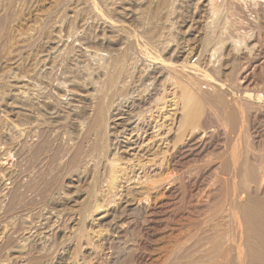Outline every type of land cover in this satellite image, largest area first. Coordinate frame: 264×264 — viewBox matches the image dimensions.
<instances>
[{
  "label": "rangeland",
  "instance_id": "obj_1",
  "mask_svg": "<svg viewBox=\"0 0 264 264\" xmlns=\"http://www.w3.org/2000/svg\"><path fill=\"white\" fill-rule=\"evenodd\" d=\"M93 1L94 3H96L100 11L104 13V15L108 16L113 20L116 19L119 21L121 20L122 22L124 21L123 24H125V26H128L126 29L127 30L126 35L128 34L127 36H129L132 40L138 39L139 43L144 42L152 48L155 47L154 48L155 51L157 50L156 52L157 53L159 52L158 54H161V56L163 55L162 57H166V60L172 59L171 57L172 52L170 50L173 47L180 45L179 47L184 52V56L180 60L181 62H184V60L185 62L189 61L190 64L197 62L196 64L197 65L199 64L202 67V69L206 70L207 72L209 71L208 73L211 76L215 74L214 75L215 78L219 77L218 79L227 82L230 79V76L228 74L229 73L228 69L230 68L229 60L231 58V54L233 56H238L239 57V58L237 57L238 64L236 63L235 65L237 67L239 65L238 68H240L239 70L242 72L246 69L244 72L245 75L242 77L243 79L240 80L243 83L242 84L244 90L243 92L248 93L254 96L255 98L261 97V100L264 101V29H263L264 4L263 3L261 4L262 0L261 1L244 0L242 3V5L244 6L241 5L237 7L236 5H233L230 1L228 5H227L228 1L223 5V7L224 6L226 7L225 9L227 8L229 9V6H231L230 10H228L230 12L228 14L225 12L227 16L228 15L230 16V13H232L231 16L233 17H229V18L227 17L228 19H232L231 21L235 22L238 20L237 18L239 17V20L237 21L239 23L236 24L235 22L237 26L234 23H232L230 20H229L230 22L227 21V18L225 17H224L225 20H223L221 24L223 26L224 25L223 23H226V21L227 23L229 22L231 24H234L232 25L234 27L229 25L230 26L229 29L230 30L232 29L231 33H233L232 36L234 35L233 36L234 41L236 42L237 40L239 41L238 42L239 44L237 43L236 45L238 46L240 45V46L239 47L236 46L237 50L232 49L234 52L236 51L235 52L236 54L231 53L232 50L229 51L230 50L229 45L227 46L228 48L226 47V45H224L225 48L224 47L220 48V51L216 49L218 51L216 53L213 51L215 50V48H213V50H211L212 51L211 55L214 56L213 59L212 56L211 59L210 57H206V58L202 57L203 55L202 50L203 49L205 50L204 39L207 32L205 27L207 25V22L209 23V18H210V14L208 12L209 10L207 7L208 0H93ZM176 1L180 3L178 4ZM255 1L257 3L260 2V5L259 3L257 4ZM131 2H134L135 5L133 10L130 12L133 13L132 14L126 13L124 15L121 14L123 13L122 9L126 8V6ZM230 3L232 5H230ZM225 9L223 8L222 12L226 11ZM172 12H174V14ZM225 13H223L224 16H226ZM4 14L7 15L6 18L7 20L5 24H3L2 20L0 21V24L2 22V24L0 25V83L3 78L7 76L9 77L10 74H11L10 76H14V74L19 76H28L35 73L40 74L42 72L41 79H43L45 82L47 81V84L44 85L45 87L41 85V88L45 89L44 91L47 92L49 96L53 97V98L50 97L52 100H54V97L56 98V96L57 98L59 97L60 92H58L57 90V86L59 82L64 83L65 85L67 84L69 85V83L75 77H78L79 79H83L82 77L84 76V70L91 71L89 72L90 79L93 81L95 80V82L97 81L98 85H100V83L102 82L101 80H103L104 77L101 75L99 79L100 74L95 73L97 66L96 63L94 64L95 61L92 60L91 57L90 59L89 58L86 59L82 57L78 51L79 47H81V49H85L87 47L88 50H92L93 48L96 49V47L97 49L101 48V50L106 49V48H102V46L99 45L95 46V44H93L92 47L90 43H86L83 40V34L85 32V30L83 29H88V27L89 28L91 27L90 28L91 32L92 30H95V32L93 31L92 33L95 36H97L96 35L97 30L95 29L97 27V23L95 24V21L91 16L88 6V0H0V16L1 15L3 16ZM234 17L236 20L233 19ZM238 25H240V27ZM241 26L243 30H241L242 29ZM59 39L63 40V42L60 45L59 51L57 49L56 51H58V53H60L62 56L65 55L64 54L65 52L66 53L69 52V56L71 58V59L69 58L68 62L67 60L65 61L67 63L66 66L64 62L65 58H63L64 59L63 60L62 56L57 54L56 51L53 50L55 49L57 43L56 40L59 41ZM127 42L128 41H126L125 42L126 44H124V48H123L124 54L117 50H112V49H106V52H109L108 53L109 55L112 54V57L114 56L113 59L119 60L118 63H120V59L121 62L124 59L125 63L127 62L126 64L129 65L131 62H134L131 61L132 58L136 60V63L137 62L142 63L141 65L138 63L139 67H137L138 69L136 68L137 71L135 69V72H138V70L145 68L147 63L139 61L138 56H136L138 55L136 54L137 48L135 49V46L133 44L131 46L130 42L128 43ZM84 43L87 45H85ZM167 44L170 46L169 47L170 49L168 50V52H165L166 54H164V51L162 50L164 47L168 46ZM61 51L63 53H61ZM116 55L118 56L116 57ZM134 57L137 58L135 59ZM110 60L111 61L110 62L108 61L107 64L114 63L113 62L114 60L113 61L112 59ZM214 61L216 62L215 64ZM219 64L222 65L223 68ZM117 65L118 64L116 61L114 65L112 66L109 65V67L116 68ZM213 66L214 67L216 66L215 68L218 69L215 68L213 69ZM91 68L93 69V71ZM213 70L215 71L217 70V71L215 72ZM239 70H237L238 71L237 73H240ZM91 73L92 74L95 73V74L92 75ZM99 80L100 83L98 82ZM170 86H171L170 83L168 84V86H166L169 93L168 95L169 99H167L168 104L166 109H164L163 112L161 111L164 114L162 116V114L160 115L161 112L158 113L157 116L160 118L155 116V118L157 117L156 122L159 123L158 125L161 126L164 123L165 127H161L157 129L159 131L158 134H160L158 138L159 143H157L156 145H152L151 149L149 148L150 150H152V153L158 151L164 152L167 149L168 142L166 139H168L170 135L168 132L169 131L168 125L170 126L171 124L170 117L169 118L167 117L171 113H173V107L170 106L172 104L171 94L174 91V88L172 87L174 86L171 87ZM239 94L241 93H238L236 95L238 96ZM227 97L229 99H232V96L230 95L226 96V99H228ZM104 108L105 107H103L102 109ZM8 112L9 111L5 110L4 108H1L0 105V264H21L22 261H24V263L28 262V264H33V260L34 259L37 260L36 257L37 255L39 258L42 257L41 258L42 261L38 258L41 264H66V263L67 264H104V263L105 264H136V263L161 264V261L162 264H165L164 263L166 262L165 260H168V258L171 257V254L169 253L172 252L175 247L177 248V245L184 243L186 241V239L188 238L187 233L190 232L189 228H191V225L189 226L190 224L189 222L191 221L193 222L198 217L195 211V209H197L195 207L197 205L195 202L196 199H194L195 201L193 199H191V201L190 199L186 200V196L187 198L192 196L191 194L192 192L194 196L195 195L197 196L196 193L198 192L200 186L202 188V186L209 184L212 181V178H214L212 177L214 176V174L208 165L212 162L214 158H216L217 155H219V153L223 152L221 150H223L222 147L224 145L223 140L225 139L222 137L221 133L219 135L216 134L215 136L210 137V139L204 137L203 141L201 143L196 144L195 146L196 148L195 147L193 148L191 154L192 156L189 158V161L187 162L188 164L187 163L184 164V166L186 167L188 166L187 168H190L191 166L192 169L195 168L194 171L196 169H199L201 171V172H198L199 170L195 171L197 175L198 173L199 174L202 173L200 174V176L198 175V177H200V178L197 177L198 180L196 179L197 175L194 176L195 179L193 178L194 180L199 182L192 183L194 181L193 180L191 183H186L185 186L182 184V186H180L182 188H179V190L181 191V192L179 191V193L181 194L178 193L179 199L176 198L174 199V201L173 199L172 200L169 199V201L171 200L172 202L171 201L168 202V199L167 201L165 199L166 203L168 204L172 203V205L166 204L168 206L165 205L164 209L162 210L160 209L156 211L155 214L152 213L149 214V209L147 210V208H145L143 204H138L135 202L133 205V203H131L130 208L128 207V205L126 207V204H124V202L127 203V201L128 202L136 201L133 199L134 196L133 194L136 193L134 198L137 199L140 193L139 191H141L144 186V182H145L144 172L150 171L149 163L147 165V168H144L145 167L144 164H146L149 159L148 157L146 158L143 156L144 155L143 148H139V150L137 149L135 151L127 150L126 154L125 153L122 154L123 150L119 151L118 145L112 146L114 147L113 148L114 150L112 149L111 151L112 154L113 153L114 154L111 155V158L114 157V155H117L116 158L117 157L120 158L122 156L120 159L122 160L120 162L122 164H121V173L119 174L120 177L118 179L119 182H117L116 184L117 188L115 187V189L113 188L114 189L113 190L109 187L107 181H105L106 179H104V175L101 176L99 175L102 174L101 168L103 165L101 164L104 163L102 161L107 160L106 156L100 153L99 156L103 155L102 157H104V160L101 156L99 158L97 152L100 149L97 148L98 150L97 151L96 148L94 149L93 147L94 150L91 148L93 146V143H95L92 140H91L92 142L90 141L91 144H89V141L87 142V140L86 142H84V140L83 142L79 141L80 145L84 143L82 145V148L83 151H85L83 152L82 154L83 157L81 156V158L83 160L87 159L86 157L92 154L94 157H91L92 156L91 155L90 156L91 159L93 160V158H95L94 161L99 164L97 167L99 169V170L97 169L99 173L98 175L97 173L91 174L89 178L90 180L88 181L91 184L88 183L87 185H85L86 183L85 184L82 183L77 190L74 188L71 189L69 188L70 178L68 177L71 171L69 170L71 164L70 162L73 161L72 158L76 155L79 146L78 143L76 144V141L69 140L72 139L70 138L69 135L74 136V134H71L72 130L63 124L60 125L57 124L53 126L49 124V122H47L49 125H45L44 128L43 127L39 128L36 127V125L31 124L30 121L24 120L23 117H22L23 120L21 119L22 122L18 119L16 120V118L12 117ZM165 114L167 117L165 116ZM9 120H12L10 122H12L14 125H16V123L17 124L23 123L21 129H25V130H23L22 133L19 135L16 134V130H14V132L13 131L11 132V130L8 128V125H6L7 122H9ZM253 122H254L253 126H251L250 129V131L251 130L252 131L251 133L249 132V134L251 136L253 134L254 138L251 139L252 137L249 135V137H251L250 141L255 140L253 142L254 148H256L255 150H257V152L258 150H260L259 154H264V111L261 112L260 115H258ZM204 126L214 128V126L216 127L217 125H215L214 120L208 119L205 122ZM8 133L9 134L11 133V136L13 138H10ZM18 136H20L21 139ZM81 138L82 137L80 135V140ZM118 139H119L118 141L121 140L120 142L123 141L122 137ZM42 141L46 142L47 147L43 149V151H41L40 153L36 154L35 147L33 144L35 143L38 144V142H42ZM116 146L118 147V149ZM115 148L117 151L115 150ZM119 153L121 154V156L119 155ZM142 153L143 155H141ZM186 156L188 155L182 153L181 155L182 159L180 158V160L185 161ZM99 159L102 161H99ZM200 164L203 165L201 166V168H200ZM78 165L77 167L82 168L81 163L79 166ZM100 165L101 168L99 167ZM84 166L85 164L83 165V167ZM151 171L153 170L151 169ZM91 179L93 182L91 181ZM179 182L181 183V181ZM190 184L193 185L191 186ZM93 186H95V188ZM197 186L198 188L195 189V187ZM191 187L192 189H189ZM184 188L185 190H183ZM92 189L95 191H93ZM263 191L264 189L261 191V194L257 195L261 199H264L262 198V196L264 197ZM59 193H63V195L67 193L69 196L71 195L77 196L79 198L78 199L79 203H81L80 205L81 207L79 206L78 208L77 207L72 208L70 206H66V207H58L59 209L55 207L54 209L53 207L48 206L50 198L52 199L56 197ZM184 195L185 197H183ZM89 201H91L92 203ZM83 205H86L85 206L86 208L83 207ZM98 205L99 207L101 206V208L98 209L97 211L96 207H98ZM124 205L126 207V211H125L126 216H124V220H125L124 225L126 226L127 231L124 228V230L122 231L123 235L119 234L120 236H117L118 235L117 225L120 224H117V220L119 219H116L117 216L115 217L114 215H116L117 213L119 214L121 211H123L125 209ZM49 213H53L56 216L58 215L57 217L59 218L58 219L56 218L57 220L56 219L48 220L50 216H48L47 214ZM241 216L243 218H241L240 221L238 220L235 221V223L237 222L239 224L241 220L245 219L243 213H241ZM113 218L115 221L112 220ZM45 220H47L48 222ZM54 220L56 221L54 222ZM112 221L114 222L111 223ZM245 221L249 226L246 225ZM245 221H242V223L244 222L246 226L243 225L244 223L239 225H237L236 223V225L239 226L238 229L242 227V225H243L242 228L246 227L245 229L247 230V233L245 229H242L240 232V229L238 230L237 226L233 227L234 223L232 226L230 225L229 227H233L235 228V230L229 227L228 228L225 227V228L227 230V233L229 234L235 231V233L233 232L232 234L234 235L236 234L235 235L236 239L237 238L239 239L242 233L243 236L241 237L242 241H240L241 238L239 240L237 239L238 241L242 242V244L237 243L238 248L239 245L242 246L244 244L243 242L244 240L247 243L246 244L247 246L244 245L245 246L244 250H247L248 252V249H250L252 245H248L250 242L248 243L247 240L248 238H250V236H245V238L248 237L246 240L244 238L245 235L244 232L249 235H251L252 232L251 234L248 233L249 228L247 229V227H250L251 225L248 224L249 222L248 220ZM124 225L123 227H125ZM250 228H252L250 229V231L254 229L253 226ZM229 229L232 232H229L230 231ZM222 230L224 231V233L217 232V231L222 232ZM226 230L220 228L219 230H216V233H215V229L213 230L214 231L213 235L215 237L211 235L212 236L211 240L213 238V240L214 241L216 240V242L214 241L212 242L214 244H217L214 245L212 242H210L214 245L213 246L214 248L212 247L213 253L216 251V249L217 251L221 249V246L218 245L220 243L217 242H221L224 239L223 236ZM236 231L238 233H236ZM254 231L256 232V230ZM257 232L260 231L257 230ZM217 233L218 235H215ZM185 235L187 236V238ZM116 236L118 237V239ZM218 239H221V241H217ZM27 240L29 241L27 242ZM223 241L225 242V239ZM224 242L223 244L221 242L222 246L223 245L226 246L224 249L227 248L226 244H228V250L227 249L225 251L223 250L225 254H227L228 252L229 253L235 251L238 252L237 246L235 251H232V249H234V246L237 245L236 242H233L234 244H232V242L231 243L226 242L225 244ZM21 245L25 247L24 253H27L28 255L24 254V256L22 257L23 260L21 261L18 258H16L15 260L13 258V250L15 249L17 250L19 247H21ZM215 246L216 247L218 246L219 248L215 249ZM229 246H232V249ZM222 249L220 250L221 252H223ZM229 249L232 252H230ZM141 251H145L146 254ZM220 251L218 252L219 254L215 253L219 256H214L213 254V257L217 259L220 258V256L222 255ZM140 252L143 254H141ZM236 254L232 253L231 257L230 254L228 255V257L222 256L223 259L224 257L226 259L223 260L221 259L222 258L221 257L220 259H218L221 260V262L217 261L218 263L216 262L217 259L214 260L213 258V260L215 264H219V263L221 264L222 260L225 262L229 261L226 263L223 262L225 264L231 263L232 261L234 262V263L232 262L233 264H236L237 258L234 259L233 255L238 257L239 253ZM146 255H149L150 257ZM140 256L145 258L147 257V259L144 260L142 258L143 260L142 259L137 260L139 259ZM24 259H27V261ZM17 260L20 262H18ZM183 263L189 264L186 261L182 262V264ZM245 263L251 264V262H245Z\"/></svg>",
  "mask_w": 264,
  "mask_h": 264
},
{
  "label": "bare ground",
  "instance_id": "obj_2",
  "mask_svg": "<svg viewBox=\"0 0 264 264\" xmlns=\"http://www.w3.org/2000/svg\"><path fill=\"white\" fill-rule=\"evenodd\" d=\"M227 1H228L227 5L229 4V1H230L233 5H236L237 7V6H241L244 0H208L207 7L209 10L208 12L210 14V18L208 17L209 23L207 22V25L205 27L207 32L205 30L206 32L205 39H204L205 50L204 49L202 50L203 58L210 57L211 59V56H212V59H213L214 56L211 55L212 54L211 50L215 48V50L213 51L216 53L220 51V48L224 47V45H226V47L228 45L230 46V50L228 49L229 51H231L232 49L237 50L236 46L238 45L236 44L239 41L238 40L237 42L234 41L233 39L234 35L232 36L233 33H231L232 29L230 30L229 28L230 26L234 25L235 22L236 24L239 23L237 22L239 20V17L237 18L238 20L235 22L234 21L232 22L231 21L232 19H228L229 17H233V16H231L232 13H230V16L229 15L227 16V14L230 12L228 10H230L231 6H229V9L228 8L225 9L226 8L225 6L223 7V5ZM256 1H261V0H256ZM231 3L230 5H232ZM258 3L260 5V2ZM262 3L264 4L263 0L261 1V4ZM88 6H89L91 16L93 17L95 21V24L97 23V27L95 28L97 30L96 32L97 36H95L92 33L93 31L95 32V30H92L91 32V29H90L91 27L90 28L88 27V29H83L85 30V32L84 34L83 33L81 34H83L84 42L90 43L92 47H93V44H95V46L99 45V46H102V48L117 50L123 53L124 44H126L125 42L128 41L130 42L131 46L133 44L135 46V49L137 48L138 51L136 50L137 52L136 54L138 55L136 56H138L139 61L147 63L146 67L143 69L140 68L141 70H138V72H135V69L139 67V64L141 65L142 63H139V62L136 63V60H134L133 58L132 60L131 59L130 60L134 62H131L129 65L126 64L127 62L125 63L124 59L122 60V62L120 59V63H118L119 60L113 59L114 56L112 57V54H110L111 55L110 56L108 54L109 52H106V49L101 50V48L97 49L96 47V49L93 48L92 50H88L87 47L85 49H81V47H79L78 51L82 57L86 59L88 58L90 59L91 57V59L95 61V62L93 61L94 64L96 63L97 65L96 66L97 72L95 70V73L100 74L99 79L101 75L104 77L103 80H101L102 81L101 83H100V80L98 81L100 85H98L97 81L95 82V80L93 81L90 79L89 72L91 71L84 70V76L82 77L83 79H79L78 77H75L72 79V81L70 80L71 82L69 83V85L67 84L68 82L66 83L67 85L59 82L57 86V90L58 92H60L59 97L57 98V96L55 95L56 98L54 97V100H52L51 98L53 97L49 96V94L44 91L45 89L41 88V85L44 86L47 84V81L45 82L43 79H41L42 72L40 74L34 72L35 74L28 75V76H19L15 74L14 76H10L11 75L10 74L9 77L7 76L3 78L0 83L1 108H4L5 110L9 111L8 113H10L12 117H15L16 120L18 119L21 121V119L23 120L24 118V120L30 121L31 124H34L36 125V127H39V128L40 127L44 128L45 125H49V124L53 126L57 124L59 125L63 124L72 130V133L70 132L71 134H74V136L69 135L70 138L72 139H69V138L67 139L76 141V144L77 143L79 144V141L83 142V140L84 142H86V140L87 142L89 141V144H91L90 143L91 140L95 142L97 147L95 146V143H93V146L91 148L93 149L94 147V149L96 148V150L97 148H99L101 151L100 150L99 151L97 150L98 152L96 151L98 156L101 153L107 158V160H104V157H102L103 155L102 156L100 155L104 161L100 159L99 161H102L104 163L101 164L103 165L102 168H101V165L99 166L102 169V172L100 170L102 174H99V175L100 176L104 175V179H106L105 181H107V184L109 185L111 189L113 188L115 189L117 182H119L118 179L120 177L119 174L121 173V164H122L120 163L122 161L120 160L122 157L120 153H119V155L121 156L120 158L118 157L116 158L117 155H114V157L111 158V155L114 154V153L112 154V151H111L114 148L112 146L118 145L119 151L123 150L122 154L124 153L126 154L127 150L135 151L137 149L139 150V148H143L144 155L143 153L141 155H143L146 158L148 157L149 159V160L147 159L148 162L144 164L145 166L144 168H147V165L149 163L150 167L149 166L148 167L150 168V171L144 172L145 173L144 186L142 190L139 191L140 192L139 196L137 194L138 196L137 199L134 198L136 193L133 194L134 196L132 195L133 199L136 201H133V202L127 201V203L124 202V204H126V207L128 205L129 208L131 207V203H133V205L135 202L138 204H143L145 208H147V210L149 209V214L150 213L155 214L156 211L160 209L161 210L164 209L165 205L168 204L166 203L167 199H168V202H170L172 199L174 201V199L178 198V195L181 194L179 193L180 191L179 188H182L180 187L182 186V184L185 186L186 183H191L195 179L194 176L197 175L195 171L199 169H196L194 171L195 168L192 169L191 168L192 166L190 168H187L188 166L186 167L184 166V164L189 161V158L192 156L191 154H192L193 148L196 146V144L201 143L204 137L210 139V137H213L216 134L219 135L221 133L222 137L225 139L223 140L224 143L222 142L224 145L222 144L223 150L221 151L223 152L219 153V155H217L216 158H214L210 164L208 163L209 168H211L214 174V176H212L213 174L211 176L214 178H212V181L210 183L208 182L209 184L202 186V188L200 186L199 188L200 191L198 189V192L196 193L197 196L195 195L196 197L193 195V192L192 193L190 192L192 196L188 198L186 196V200L190 199L191 201V199L193 200L196 199V201L194 200L197 204V205L195 204L196 205L195 207L197 208L195 209V211L198 217L193 222L190 220L192 222V223L189 222L190 224L188 223L189 226L191 225V228H189L190 232L189 231H188L189 233L186 232L188 234L187 235L188 238L185 235L187 238L186 241L184 243L177 245V248L175 247L176 249L174 248L173 251L171 250L172 252L169 253L171 254V257H169L168 260H165L166 262L164 263L165 264H182V262L186 261L189 264H215L214 260H216L217 258H214L213 254L214 256H219L217 254H219L218 252L222 249V247H223L222 251L223 250L225 251L226 249L228 250V244H226V242L227 243L232 242V244H234L233 242H236V244L237 243L242 244V242H240L242 241L241 237H243L242 233H241V236L239 237V239L240 238L241 239L240 241H238L239 239L237 238L238 239L237 240L235 237L236 234L235 235L232 234L233 232L235 233V231L232 232L229 229L230 230L229 232H232L231 234H229L227 233L226 228H228L230 225L232 226L233 223H234L233 227L234 226L236 227L239 224H243L244 222L242 223V221L248 220L250 222V223L248 222V224L251 225L250 227L252 226L254 227V229L251 231L250 229L252 228L247 227V229L249 228L248 230L250 231V232L248 231V233L251 234L252 232L253 235L246 234L247 233V230L245 229L246 227L242 228L243 225H245V223L239 229H240V232L242 229L246 230V233L244 232L245 234L244 238L245 236H250V238L247 237L248 240L247 238L245 239L247 240L248 243L250 242L248 245H252V246L250 247V249H248V252H247V250H244L245 249L244 245H246L247 243L243 240L244 244L242 246L239 245V248H238V244L235 246L232 245L234 246V249H232V246H229L232 249V251H235L236 246H237L238 252L237 251L232 252L230 249L229 251L232 252L233 254L239 253L238 257L233 255L234 259L237 258L236 261L238 264H247L245 262H251V264H264V199H261L259 196H257L261 194V191L264 189V154H259L260 150H258V152L257 150H255L256 148H254V144H253L255 140L250 141L251 139L254 138L253 134L252 136L249 134V132L251 133L252 131V130L250 131V129H251V126H253L254 119L258 115H260L261 112L264 111V101L261 100L260 95H259L260 98L258 97L255 98L254 96L243 92L244 91L243 85H242L243 83L240 80L243 79L242 77L245 75L244 72L246 69L245 70L243 69L244 71L242 72L239 70L240 68H238L239 65L238 67L235 65L237 63L238 56H233L231 54V58L229 60L230 68L228 69V72H229L228 74L230 76V79L226 82V81L218 79L219 77L215 78L214 77L215 74L211 76L208 73L209 71L207 72L206 70L202 69V67L198 64L200 66L199 67L196 64L197 62L196 63L194 62L193 64H190L189 61L185 62V60L184 62H181L180 60L183 58L184 52L179 47L180 45L179 46L177 45L178 47L177 46L173 47L170 50L172 52V56L170 55L172 59L170 58L171 60H168V59L166 60V57H162L163 55L161 56V54H158L159 52L158 53L156 52L157 50L155 51L154 49L155 47L152 48L144 42L139 43L138 39L132 40L129 36H127L128 34L126 35V32H127L126 29L128 26H125V24H123L124 21L122 22L121 20L119 21L116 19L113 20L109 18L108 16L104 15V13L100 11V9L97 7L96 3H94L93 0H88ZM134 6H135L134 2H131L130 4L126 6V8L122 9L123 13L121 14L124 15L126 13H130L133 10ZM221 7L222 9L224 8L226 11L222 12L223 10L221 9ZM172 13L174 14V12ZM223 13H225L226 16H224ZM4 15L0 16L1 18L0 21L2 20L3 24H5L7 20L6 19L7 15L6 14ZM224 17L225 18L228 17L227 21L230 20L234 24L229 23L230 21L228 22L229 23L228 24L226 21V23H223L224 25L222 26L221 23L223 20H225ZM233 19H235V17ZM238 26L240 27V25ZM241 30H243V28ZM61 39H59V41L56 40L57 43L55 42L56 46H55V49L53 50L56 51L57 49L59 51L60 45L63 42V40ZM169 47L170 46L168 45L167 47L163 48L162 51H164V54H166L165 52H168V50L170 49ZM233 50L231 51V53L236 54L235 53L236 51L234 52ZM58 51H56V53L61 55L60 53H58ZM61 53L63 52L61 51ZM64 54H63L64 56L61 55L62 59L65 58V60L63 59L64 62L66 60L68 62L70 58L69 52L68 53L65 52ZM59 55H58V58H59ZM130 55H133V54H130ZM117 56L118 55H116V57ZM110 59H112V61L114 60L113 61L114 63L113 64L111 63L112 65H114L117 61L118 65L117 67L115 66L116 68L109 67V65L112 66L110 63H108L109 65L107 64L108 61L109 62L111 61ZM215 63L216 62L214 61V64ZM66 64L67 63L65 62V66ZM220 66L222 67V65ZM235 66H236V69H235ZM215 67L213 66V69ZM215 69H218V68H215ZM237 70H239L240 73H237L238 72ZM169 83L171 84V86H174L172 87L174 88V91L172 90L173 91V93L171 94L172 104L170 106V107H173V113L171 114L169 113L170 115L168 117L165 114L167 118L170 117V121H171L170 126L168 125L169 127L168 132L170 135H169V138L166 139L168 142L167 149L164 152L158 151V152L152 153V150H150L152 145H156L157 143H159L158 138L160 134H158L159 131L157 129L161 127H165L164 123L161 126L158 125L159 123H157L156 120L158 117L157 116L158 113H160L161 111L163 112V110L166 109L167 107V104H168L167 99H169L168 98L169 93H168L166 86H168ZM238 93H241V94L237 96L236 94ZM228 95L232 96V99H229L228 97H227L228 99H226V96ZM103 107L105 108L102 109ZM162 112L160 113V115L162 114L163 116L164 113ZM155 116L157 117L155 118ZM208 119L214 120V123L217 126L216 127L214 126V128L204 126L205 122ZM10 121L12 120H9V122L6 121L7 122L6 125H8V128L11 130V132L12 131L14 132V130H16V134L19 135L22 133L23 130H25V129H21V126L23 125V123L22 124L16 123V125H14ZM47 122H49V124ZM78 134L81 135L82 141L80 140V135ZM249 135L252 138L249 137ZM9 136L10 138H13L11 136V133L9 134ZM18 137L20 138V136ZM120 137L123 138L122 142H120L121 140L118 141L119 140L118 138ZM35 144L33 145L35 147L36 154L40 153L41 151H43V149L47 147L45 141L38 142V144L37 143ZM82 145L79 144L76 155L73 154L75 156L72 158L73 161L70 162L71 164H70L69 170L71 171L68 176L70 178L69 188L71 189L74 188L76 190L79 188V186L82 183L84 184L86 183L85 185H87L88 183L91 184L88 181L90 180L89 178L92 173H97V175L99 173L98 172L99 169L97 168L99 164L94 161L95 158H93V160L91 159V157H94L92 154H90V156L92 155L91 157L87 156L86 157L87 159L83 160L81 158V156L83 157L82 155L83 152H85L83 151ZM182 153L188 155L185 157V161L180 160ZM80 163H81L82 168L77 167V165L78 164L80 165ZM82 164L83 165L85 164V166L83 167ZM201 166L203 165L200 164V168ZM151 169L153 171H151ZM198 172H201V171L199 170ZM200 174L198 173L199 176ZM198 175L196 176V179ZM179 181H181V183ZM195 182L197 181L194 180L192 183H195ZM198 186L195 187V189L198 188ZM93 187L95 188V186ZM189 189H192V187ZM183 190H185V188ZM85 191H86V188H85ZM63 193H59L56 197L52 199L50 198L48 206L53 207L55 209V207L58 208V207H66V206H70L72 208H76V207L78 208L81 205V203H79V200H78L79 198L77 196H73V195L69 196L67 193L63 195ZM91 197H90V200H91ZM183 197H185V195ZM262 198L264 197L262 196ZM169 199L171 200L169 201ZM168 205H172V203L171 204L169 203ZM85 206L86 205H83V207ZM87 207H88V204H87ZM126 207L124 205L125 209L124 210L122 209L123 211H121L119 214L117 213L118 215L117 214L114 215L115 217L117 216L116 219H119L117 220V224H120V225H117L118 226L117 229L119 230L118 231L116 229L118 232L117 236H120L119 234L123 235L122 231L124 230V228L126 229V226L124 225L125 224L124 216H126V212H125ZM100 208L101 206L99 207L98 205V207H96V210L98 211V209ZM241 213L244 214L245 219L241 220L239 224L236 222L237 223L236 225L235 221L237 220L240 221V219L243 218L241 216ZM47 215L50 216L49 218L46 217L48 218V220L59 218L57 217L58 215L56 216L53 213H49ZM56 220H54V222ZM112 220H114V218ZM114 221H112L111 223H113ZM128 224H129V221H128ZM123 225L125 227H123ZM246 225H247V222H246ZM233 227H229V228H233ZM238 227L239 226H237V229ZM220 228L221 229L223 228L226 230L223 236L225 239V242L223 241L224 240L223 237H222L223 239L222 241L221 239H218L217 241H221L222 244L224 242L227 245V248L224 249L226 246L224 245L222 246L221 242H217V243H220L218 245L221 246V249L217 251L216 248H219V247L215 246L216 251L213 253V248H214L213 246L217 244H214L212 242L214 240L213 238L211 240V237L214 236L213 230L215 229V233H216V230H219ZM233 229L235 230V228ZM254 230H256V232ZM257 230H259L260 232H257ZM253 231L254 233H257V234H254ZM217 232L224 233L223 230L222 232H219V231ZM218 233L215 235H218ZM236 233L238 232L236 231ZM28 241L29 240H27V242ZM210 242H212L214 245ZM214 242H216V240ZM24 248L25 247L21 245V247H19L17 250L16 249L13 250V258L15 260L16 258L20 259V261L23 260L22 257L24 256V254H27V253H24ZM224 251L223 252L220 251V253H222V255L220 254L221 255L220 258L222 256L228 257L229 254L231 257L232 253L228 252L229 254L227 253L228 254L227 255L225 254ZM141 252L145 253V251H141ZM146 256H149V255H146ZM36 257H37V260L34 259L33 264H38L39 257L38 255ZM225 257L224 259H226ZM41 258L39 259L41 260ZM142 258L144 260L147 259V257L145 258V257L140 256L139 259L137 260H141ZM218 259L216 260V262L217 261L221 262V260H218ZM221 259H223V257ZM229 259H232V258H229ZM24 260L27 261V259H24ZM223 260L221 264H225L226 262H229V261L225 262ZM232 262L227 263V264H233L234 262L233 263ZM26 263L28 264V262H25V263L24 261L21 262V264H26ZM39 264H41L40 261H39ZM161 264H162V261H161Z\"/></svg>",
  "mask_w": 264,
  "mask_h": 264
}]
</instances>
